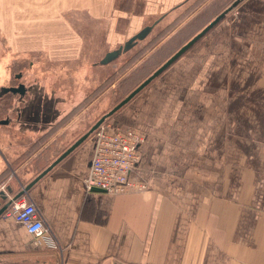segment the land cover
Returning <instances> with one entry per match:
<instances>
[{
	"label": "crops",
	"instance_id": "crops-1",
	"mask_svg": "<svg viewBox=\"0 0 264 264\" xmlns=\"http://www.w3.org/2000/svg\"><path fill=\"white\" fill-rule=\"evenodd\" d=\"M194 1L0 0V49L62 52L57 61L70 64L79 50L54 39L78 34L56 21H125L130 38L158 22L148 38ZM16 63L0 62V102H12L0 108V207L113 109L92 111L97 100L41 125L16 94H2L28 66ZM227 64L234 77L240 69L234 83ZM113 116L144 135L131 177L145 190L88 192L90 136L19 198L35 204L61 249L38 247L23 224L1 216L0 264H264V0H241Z\"/></svg>",
	"mask_w": 264,
	"mask_h": 264
},
{
	"label": "rangeland",
	"instance_id": "rangeland-1",
	"mask_svg": "<svg viewBox=\"0 0 264 264\" xmlns=\"http://www.w3.org/2000/svg\"><path fill=\"white\" fill-rule=\"evenodd\" d=\"M235 1L195 0L188 7L170 16L145 41L139 43L134 49L123 54L110 65L101 66L98 63L108 51L123 45L131 37L130 32L132 30L128 27V23L125 21L117 22L116 20L95 22L88 18L85 24L83 20H76L72 16L71 20L64 21V24L63 21L56 22L57 24L61 22L60 28L66 29L69 34L75 31L78 36L55 37L54 43L65 42L66 47L72 46V52L75 49L79 50L73 55L77 60L73 58L70 64L62 63L63 61L60 63L57 61V57L63 55L62 52L56 54L49 52L15 53L11 51L3 53V50L0 49V62L6 60L13 64L16 62V64L20 62L28 64L27 67L14 71L15 74L22 73L28 88L27 96L23 102L19 101L18 105H21L20 108L25 114L26 112L29 115H32V112L37 113L39 115L37 121L41 125L47 127L58 118L57 115L62 110L67 112L72 109L73 116L90 107L97 100L98 102L91 106L92 111L102 106H109L107 112L112 106L114 108L116 104H119L121 99L124 100L147 77L151 76L182 47L202 32L204 27H207L215 19L209 18L213 13H217L218 16ZM119 6L124 7L123 4ZM13 8L18 7L13 5ZM22 10L21 8L17 9L19 13ZM174 17L178 19L175 20ZM160 30L162 33L157 35ZM6 38L3 39L0 36V41L5 42L7 41ZM42 40L48 42L47 38ZM52 56H55V60ZM79 56L80 60L78 59ZM218 60L217 58V62H219ZM33 63L34 68H32ZM227 66L229 67L228 64ZM249 68L244 69V75L247 78L251 76ZM228 70L231 71L230 67ZM15 74L12 80H15ZM239 75L240 69L236 70L235 77H239ZM187 76L188 78L185 79L188 80L190 86L194 73L190 71ZM230 76H232V71ZM235 77L232 76V83L238 80ZM188 82L183 83L182 87ZM204 92H207L206 88H204ZM101 96L103 98L99 100ZM85 97L87 98L85 99ZM11 103L9 101L7 105ZM186 104H189L190 107L193 106V102L190 100ZM114 118L115 116L107 119V121H114Z\"/></svg>",
	"mask_w": 264,
	"mask_h": 264
},
{
	"label": "built area",
	"instance_id": "built-area-1",
	"mask_svg": "<svg viewBox=\"0 0 264 264\" xmlns=\"http://www.w3.org/2000/svg\"><path fill=\"white\" fill-rule=\"evenodd\" d=\"M143 141V134L136 129L106 120L94 133V156L86 180L88 192L93 188L109 194L144 191L146 186L131 177L140 163ZM2 218L23 224L38 247L51 251L61 249L35 204L18 199L12 202Z\"/></svg>",
	"mask_w": 264,
	"mask_h": 264
},
{
	"label": "water",
	"instance_id": "water-1",
	"mask_svg": "<svg viewBox=\"0 0 264 264\" xmlns=\"http://www.w3.org/2000/svg\"><path fill=\"white\" fill-rule=\"evenodd\" d=\"M241 0L236 1L232 6L226 9L222 14L217 16L207 27H205L202 32H200L194 39H192L188 44L182 47L175 55H173L166 63H164L159 69H157L147 80H145L138 88H136L129 96H127L122 102L116 105L112 110L103 115L92 128L79 140H77L70 148H68L55 162H53L44 172H42L34 181L28 184L25 189L15 196L12 200L6 203L4 206L0 207V217L2 214L10 207L12 202L21 198L45 175H47L57 164H59L65 157H67L71 152H73L77 147H79L85 140H87L93 133L109 118H111L116 112H118L123 106H125L129 101H131L137 94H139L147 85H149L155 78H157L161 73H163L172 63H174L182 54H184L196 41H198L202 36H204L209 30L216 26L227 14L234 10ZM158 22H155L151 26H147L130 38L123 46L118 49L108 52L105 57L100 61V65H108L119 58L123 53L130 51L134 46H136L140 41H143L152 32L154 26ZM12 92L20 93L24 95V85L20 86L19 91L13 89ZM92 192L95 193H106L105 190L93 188ZM0 196L4 197L5 192H0ZM1 206V203H0Z\"/></svg>",
	"mask_w": 264,
	"mask_h": 264
},
{
	"label": "flooded vegetation",
	"instance_id": "flooded-vegetation-1",
	"mask_svg": "<svg viewBox=\"0 0 264 264\" xmlns=\"http://www.w3.org/2000/svg\"><path fill=\"white\" fill-rule=\"evenodd\" d=\"M21 78H22V73L15 74V76H14L15 80H13V82L15 84H13V85H11L9 87L2 88V94L6 93V94L12 95V96H13V94H16V96L19 98V101L23 102V100L25 99L26 95L28 94V88L24 85V83L20 82ZM21 85H24V92H25L24 95H21L19 92L18 93L12 92L13 89H16V91L17 90L19 91ZM0 103H1L0 108H1V106L6 107V105H7V103L2 104L3 103L2 99H1ZM18 117H20V115ZM0 122H1V120H0Z\"/></svg>",
	"mask_w": 264,
	"mask_h": 264
},
{
	"label": "trees",
	"instance_id": "trees-1",
	"mask_svg": "<svg viewBox=\"0 0 264 264\" xmlns=\"http://www.w3.org/2000/svg\"><path fill=\"white\" fill-rule=\"evenodd\" d=\"M236 1H238V0H236ZM236 1H235V2H236ZM235 2H234V3H235ZM234 3H233V4H234ZM233 4H232V5H233ZM232 5H231V6H232ZM228 8H229V7H228ZM228 8H227V9H228ZM225 10H226V9H225ZM225 10H224V11H225ZM224 11H223V12H224ZM223 12H222V13H223ZM222 13H221V14H222ZM219 15H220V14H219ZM219 15H218V16H219ZM206 26H207V25H206ZM204 28H205V27H204ZM149 77H150V76H149ZM149 77H147V79H148ZM147 79H145V80H147ZM140 85H141V84H140ZM140 85H139V86H140ZM139 86H138V87H139ZM138 87H136V88H138ZM136 88H135V89H136ZM135 89H134V90H135ZM134 90H133V91H134ZM133 91H131V92H133ZM131 92H130V93H131ZM130 93H129V94H130ZM127 96H128V95H127ZM125 98H126V97H125ZM121 100H123V99H121ZM121 100H120V101H121ZM120 101H119V102H120ZM116 105H118V104H116ZM116 105H115V106H116Z\"/></svg>",
	"mask_w": 264,
	"mask_h": 264
},
{
	"label": "bare ground",
	"instance_id": "bare-ground-1",
	"mask_svg": "<svg viewBox=\"0 0 264 264\" xmlns=\"http://www.w3.org/2000/svg\"><path fill=\"white\" fill-rule=\"evenodd\" d=\"M131 93H132V92H131ZM131 93H130V94H131ZM130 94H129V95H130ZM129 95H128V96H129ZM122 101H123V100H122ZM122 101H121V102H122ZM95 132H96V131H95ZM95 132H94V133H95ZM94 133H93V136H94ZM91 136H92V135H91Z\"/></svg>",
	"mask_w": 264,
	"mask_h": 264
}]
</instances>
